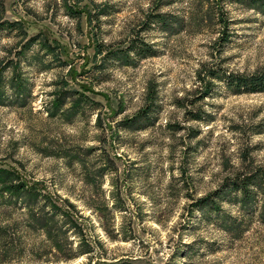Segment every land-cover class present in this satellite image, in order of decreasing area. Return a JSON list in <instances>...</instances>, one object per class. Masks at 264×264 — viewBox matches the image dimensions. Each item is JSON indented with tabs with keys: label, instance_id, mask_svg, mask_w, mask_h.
<instances>
[{
	"label": "rangeland",
	"instance_id": "obj_1",
	"mask_svg": "<svg viewBox=\"0 0 264 264\" xmlns=\"http://www.w3.org/2000/svg\"><path fill=\"white\" fill-rule=\"evenodd\" d=\"M0 26V167L26 186L0 191V264H264V92L211 75L264 68V0H0Z\"/></svg>",
	"mask_w": 264,
	"mask_h": 264
},
{
	"label": "trees",
	"instance_id": "obj_2",
	"mask_svg": "<svg viewBox=\"0 0 264 264\" xmlns=\"http://www.w3.org/2000/svg\"><path fill=\"white\" fill-rule=\"evenodd\" d=\"M243 1V0H242ZM256 1V0H255ZM153 22H158L159 25L167 30L172 31L173 25L172 22H177L176 19L168 18L165 14H156L151 19ZM10 27L15 26V22H7ZM2 27V26H0ZM138 41V42H137ZM141 43V44H140ZM130 49L137 52L140 56H148V55H154L155 50H153L149 44L145 42H139V39L137 38L136 43L130 46ZM98 52H101V50L98 48ZM127 56V53L119 54ZM212 77L217 78L218 80H222L226 83L228 87H230L232 90L236 91L237 93H256V92H264V68L253 71V72H238V71H225L222 70H212L211 72ZM3 93L0 89V101H2ZM135 122V120H130ZM253 176V175H251ZM255 176V175H254ZM19 173L17 170H10L6 168L0 167V191L1 193L8 192L7 190L11 191L13 194L21 193L22 191H25V183L21 180H19ZM230 179V182L227 183L226 187L229 189V191H233L235 193H243L245 196H251L253 199L256 197V191L251 190L249 185L250 183H256V186H258V182H256L252 177H233ZM228 179V180H229ZM35 198L38 200L43 194L40 190H33ZM226 193V192H224ZM219 197L222 194H217ZM212 195H207L205 197L199 198L196 202L197 206H200L202 208H209L211 210H217V204L215 198H211ZM55 211L59 210L60 208L53 204ZM101 264V263H98ZM106 264V263H104ZM113 264V263H109ZM115 264V263H114ZM120 264V263H116Z\"/></svg>",
	"mask_w": 264,
	"mask_h": 264
}]
</instances>
